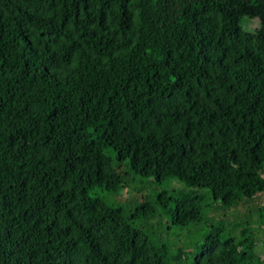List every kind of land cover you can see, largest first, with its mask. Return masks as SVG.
I'll return each mask as SVG.
<instances>
[{"label":"trees","instance_id":"16d2710c","mask_svg":"<svg viewBox=\"0 0 264 264\" xmlns=\"http://www.w3.org/2000/svg\"><path fill=\"white\" fill-rule=\"evenodd\" d=\"M259 193L264 0H0V264H264Z\"/></svg>","mask_w":264,"mask_h":264},{"label":"rangeland","instance_id":"374dc122","mask_svg":"<svg viewBox=\"0 0 264 264\" xmlns=\"http://www.w3.org/2000/svg\"><path fill=\"white\" fill-rule=\"evenodd\" d=\"M143 183L140 182V184H137V187L140 189V192H138V196L143 201H154L157 195L161 192H166L168 194H171L172 196L179 197L182 194H188L191 191H193V187L186 186L183 182L179 181L178 179H169L162 182H156L153 178L151 179H144L142 180ZM116 195V196H115ZM104 196V195H103ZM128 197H133L130 192L124 191L123 193H109L107 196H104L105 200L110 204H120L124 199H127ZM264 203V193L257 194L254 198L248 199L246 203L240 204L235 208H226L223 210H220V215L223 216L224 214H228L233 212L235 215H231V218H235V216H238L240 220L245 219V215L247 214L249 209H255V207L262 205ZM229 215V214H228ZM251 218L255 220L256 215H252ZM249 219V218H248ZM163 225L160 227V231L163 230V227L165 223L167 222V218L164 217L163 219ZM206 217L203 218V222L201 225L196 226L195 232L199 236L201 233V229L206 228ZM255 224V223H254ZM180 228L175 227L174 231H180ZM200 232V233H199ZM260 232H257V236H260ZM171 238L174 239L175 236L173 234L171 235ZM190 251H194V249H190ZM255 251L260 254L261 256H264V245H258L255 248Z\"/></svg>","mask_w":264,"mask_h":264}]
</instances>
